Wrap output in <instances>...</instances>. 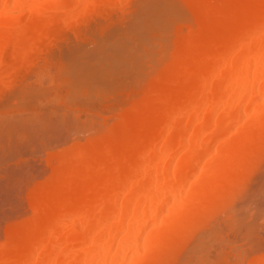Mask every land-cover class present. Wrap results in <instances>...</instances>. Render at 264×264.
<instances>
[{
    "label": "bare ground",
    "instance_id": "bare-ground-1",
    "mask_svg": "<svg viewBox=\"0 0 264 264\" xmlns=\"http://www.w3.org/2000/svg\"><path fill=\"white\" fill-rule=\"evenodd\" d=\"M119 9L118 26L111 18L109 26L94 29L89 21L87 29L88 19H106ZM60 39L61 64L54 65L60 66L57 89L66 93L59 92V100L108 107L111 97H120L109 122L97 126L91 117L93 122L73 123L64 110L58 124L52 122L58 107L51 108L53 117L41 111L56 86L44 80L48 73L55 79L58 68L47 52ZM18 78L35 80L18 85ZM4 86L17 88L10 89V102L25 100L15 108L22 112L32 102L29 109L40 110L25 109L33 114L26 111L24 120L14 105L0 108V114L9 112L8 118L3 114L7 122L0 116V164L42 150L47 171L26 182L31 171L21 178L19 168L18 176H8L16 181L4 183L7 191L25 185L22 179L28 183L19 186L27 201L20 207L27 211L0 227V264H161L169 254L162 264L168 263L184 247L193 216L208 210L204 200L240 175L236 163L263 139L264 0H0ZM53 94L48 104L55 102ZM250 113L260 119L248 120ZM19 132L27 143H16ZM74 134L79 138L68 140ZM256 247L248 264H264V249ZM190 258L182 263L193 264Z\"/></svg>",
    "mask_w": 264,
    "mask_h": 264
},
{
    "label": "rangeland",
    "instance_id": "rangeland-1",
    "mask_svg": "<svg viewBox=\"0 0 264 264\" xmlns=\"http://www.w3.org/2000/svg\"><path fill=\"white\" fill-rule=\"evenodd\" d=\"M128 8H126V9H123V11L124 10H126V11H124V12H126V13H124L123 11V15L125 16L124 17V19L130 14V12L128 13V10H127ZM132 9V8H131ZM130 8H129V10H131ZM116 12V13H115ZM116 14V15H115ZM120 14V15H119ZM121 12H120V9H119V12L117 11V10H115V11H113V13H112V15H110L108 18H106V19H104V18H102V17H98V18H93V19H88V22L86 23V26H87V29H88V27H89V21H93V23H91V24H93V25H95L94 26V29L95 28H100V27H105V24L107 23V20H109V19H113V21L115 20L116 22L117 21H119V20H123V17L121 16ZM113 15H114V17H113ZM118 16H121V17H118ZM116 18V19H115ZM119 18H121V19H119ZM96 19H97V21L98 22H94V21H96ZM105 21V23L104 22H102V21ZM113 22V25H114V23H115V25L116 26H118V22L116 23V22ZM108 22H110V20L108 21ZM112 22V21H111ZM110 22V23H111ZM85 23V22H84ZM89 23V24H88ZM102 23H104V24H102ZM109 23V24H110ZM120 23H122V21L120 22ZM123 23H125V22H123ZM122 23V24H123ZM88 24V25H87ZM108 24V23H107ZM107 24H106V26H107ZM109 24H108V26H109ZM112 24V23H111ZM110 24V25H111ZM84 25L85 24H82L81 26H82V28L84 27ZM123 25H125V24H123ZM86 26H85V28H86ZM91 27H93V26H91ZM90 27V28H91ZM81 28V29H82ZM84 28V29H85ZM69 33V32H68ZM68 33H66V35L68 34ZM70 33H72V32H70ZM73 34V33H72ZM71 39H75V37L73 36V35H68ZM73 37V38H72ZM61 40V41H60ZM59 41H55V40H53V41H55L56 42V44H53L54 42L52 41V44L53 45H51L50 47H53V48H49L48 49V52H49V50H51L50 51V53H48L47 52V56L48 57H50V59H52L53 60V62L51 61L49 64L50 65H53V67H58V66H55V65H58V62L61 64V61L60 60H58V58H60V56H59V53H58V48H57V46L60 44V43H62L63 41V39H60ZM59 47V46H58ZM54 49V50H53ZM55 54H54V53ZM57 54V55H56ZM43 55V56H42ZM41 56V61H43L44 60V54H42ZM52 55V56H51ZM55 55V56H54ZM45 56H46V54H45ZM46 56V57H47ZM54 56V57H53ZM58 56V57H57ZM56 57V58H55ZM37 59H39V57L37 58ZM39 59V60H40ZM43 59V60H42ZM50 59H49V61H50ZM39 60H37L38 61V63H41ZM55 61V62H54ZM56 61H58V62H56ZM55 64V65H54ZM49 65V69L51 68H53L52 66H50ZM60 67V66H59ZM54 68L53 70L54 71H56V72H52V76H54V75H56L55 76V79H53V77L51 78V74L50 73H48V75H47V77L49 76L50 78H49V80H48V78L46 77L45 78V80H44V82L46 81V82H48V81H50V79H51V82H48V83H50V84H53V85H50V86H54V85H56V86H54L53 88L54 89H47L48 91H50L52 94H53V96L55 95L57 98H58V96H57V94H60V93H62L63 94V90H61L60 88L59 89H57L58 88V85H59V82H58V79L56 78L57 76H58V69H60V68ZM50 72V71H49ZM25 77V76H24ZM30 77V76H29ZM26 78L28 79V80H30L31 78H28V76L27 77H25L24 79L26 80ZM24 79L22 80L21 79V81L22 82H27V81H24ZM33 80H35L34 78H32ZM47 79V80H46ZM17 80H19V78L18 79H16L15 81H14V83L17 81ZM33 80H32V82H33ZM52 80H53V82H52ZM20 80L19 81H17V83L18 82H21ZM31 81H30V84L28 83V84H25V83H23V84H25V85H32L33 83H32ZM46 82H45V85H46ZM57 82H58V85H57ZM32 83V84H31ZM22 83H20V85L22 86L23 85ZM44 84V83H43ZM17 85V84H16ZM18 85H19V83H18ZM18 85L16 86V87H18ZM11 86H13L12 84H11ZM15 86V85H14ZM24 86V85H23ZM22 86V87H23ZM5 88L3 89V88H1V90L3 89V91H1L0 92V102H1V107L0 108H2L4 105H5V107H6V105L7 106H9V105H14V106H12V109H14L16 106V104L18 103V104H20V105H18V108H19V106H21L20 108H22V105L23 104H21V102H24V104H26L25 103V100L24 101H21L20 102V100H22L21 98H20V100L19 101H17V100H15L14 101V98L15 99H17V97L15 96L14 98H13V95L15 94H13L12 95V101L10 102V100H8V99H11V97L10 98H8L7 96H9V95H11V93H12V91L11 90H15V88L16 87H14V88H8L7 89V87H9V86H4ZM26 87V86H25ZM47 87V86H46ZM19 88H21V87H19ZM19 88H18V90H19ZM50 88V87H49ZM55 88L57 89V90H55ZM11 89V90H10ZM17 89V88H16ZM17 90V91H18ZM52 90H55V92H53ZM59 90V91H58ZM62 91V92H61ZM15 92H16V90H15ZM60 92V93H59ZM4 93L6 94V95H4ZM49 94V98L50 97H52V94ZM64 93H66V91L64 90ZM17 94V93H16ZM15 94V95H16ZM61 94V96H60V98L63 96ZM51 95V96H50ZM67 95V94H66ZM66 95H64V97L66 96ZM4 96H6V97H4ZM4 97V98H3ZM45 98V101H46V103L44 104V102L42 103V101L44 100L43 98H40V100L39 99H35L36 101H37V103L39 104V102L41 101V106L43 105V106H45L46 104H47V106H45V107H47V109L46 108H44L43 106L41 107V111L43 112V113H45V114H48V112L50 111V110H52L53 109V107H58V108H56V109H54L55 111L54 112H52V113H54L56 116H57V119H56V116L54 115V114H52L51 113V111L49 112V113H51L50 114V116H52L53 117V115H54V119L55 120H49V118L50 117H47V118H44L46 121H52V122H54V123H56V121H58V124H60V122H61V120L59 119L60 118V116L61 115H64L63 113L65 112V111H67L68 112V114H67V112L65 113V115H66V120H68L69 118H71L70 119V121L72 122L73 120H75V119H77V122H81V123H83V122H93L94 121V124L96 123V125L97 126H99L97 123L99 122V124H100V122L102 123V122H105V123H107V122H109V120L108 121H105V120H107L108 118L109 119H111L110 117H111V112H113V110L112 109H114L113 107L114 106H116V103L118 102L117 100L118 99H120V97H118V98H116L115 100L114 99H112V98H115V97H111L109 100L111 101V102H114V104L115 105H111L110 103L111 102H109L108 104H109V108L110 109H108V107L106 106V107H104L102 104H101V106H103V107H101L100 106V104H97V103H92V107H91V105L89 104V103H83L82 102V106H84V108L83 107H81V103L79 102V101H77V104L75 103V102H73V104L75 105V106H70V105H68V101L70 100H66L67 102H64V98L63 99H60L59 100V98H58V100L60 101H58L57 100V98L55 97H53L54 99H56L55 100V102H53L52 100V105L51 104H48V101L50 102V100H48L49 98ZM68 97V96H67ZM66 97V98H67ZM65 98V99H66ZM51 99V98H50ZM39 100V101H38ZM62 100H63V102L65 103H63L62 102ZM108 100V101H109ZM113 100V101H112ZM35 101V102H36ZM56 101L57 102H59V104H56L55 106H54V104L56 103ZM71 101H74V100H70L69 102H70V104H72L71 103ZM107 101V102H108ZM115 101H116V103H115ZM2 102H4V103H2ZM20 102V103H19ZM26 102H29V101H27L26 100ZM34 102V100H33V103L34 104H37V103H35ZM106 102V103H107ZM32 103V102H31ZM31 103H29L28 105H31ZM3 104V105H2ZM34 104H32L33 106H35ZM89 104V105H88ZM96 104H97V106H98V110H97V106H96ZM107 104V105H108ZM113 104V103H112ZM26 106L27 108H25V109H29V106ZM40 105V104H39ZM49 105H51L50 107H49ZM61 105V106H60ZM25 106V105H24ZM23 106V107H24ZM37 106V105H36ZM60 106V107H59ZM66 106H68V107H66ZM100 106V107H99ZM112 108H111V107ZM4 107V110H5V112H6V108ZM11 107V106H10ZM14 107V108H13ZM30 107H32V106H30ZM64 107V108H63ZM94 107H96V110H94L93 112H91V110H93L94 109ZM18 108H15V111L18 109ZM33 109H36V108H38L37 110L39 111L40 109V106H38V107H36V108H34V107H32ZM43 108V109H42ZM50 108V109H49ZM52 108V109H51ZM61 108V109H60ZM11 109V108H10ZM9 109V110H10ZM24 109V110H25ZM33 109H31L32 111H33V113H35L36 111L35 110H33ZM60 111H59V110ZM4 110H1V112H3ZM8 109H7V111H9ZM21 109H18V111L17 112H19L20 113V115H22L23 113V115H25L26 114V111H24V110H22V112L20 111ZM30 110V109H29ZM29 111V112H32V111ZM47 110V111H46ZM65 110V111H64ZM12 111H14V110H12ZM12 111H10L11 113H12ZM14 111V112H15ZM37 111V118L36 119H38L39 118V113L41 112H38ZM64 111V112H63ZM17 112L15 113V114H17ZM72 112H74V113H72ZM89 112V113H88ZM94 113L95 112V114H93V115H91V113ZM8 113L9 112H7L6 113V115L4 114V113H2V114H0V116H3V114H4V116H7L8 115ZM19 113L16 115V116H18L19 115ZM33 113H28V111H27V114H29V115H32ZM43 113H41V114H43ZM71 113V114H70ZM12 114H14V113H12ZM14 114V115H15ZM27 114L25 115V117H22L24 120L26 119V118H28V117H30V116H27ZM113 114V113H112ZM12 118H14V120H15V118H19V116L18 117H16V116H14V115H11V114H9ZM59 115V116H58ZM64 115V116H65ZM3 116V117H4ZM27 116V117H26ZM48 116V115H47ZM67 116H69V117H67ZM72 116H74V117H76V118H74V117H72ZM34 116H32L31 117V119H34L33 118ZM36 117V116H35ZM46 117V116H45ZM51 117V118H52ZM93 118L92 120L90 119V118ZM0 118H2V117H0ZM6 118H8V116L6 117ZM22 118H20L21 120H23ZM42 117H40L39 118V121H40V119H41ZM63 118H65V117H61V119H63ZM74 118V119H73ZM3 119V118H2ZM10 119V118H9ZM78 119H80L79 121H78ZM85 119V120H84ZM255 119H260L259 117L257 118V116L255 115V113H250V115L248 116V120H255ZM20 120V121H21ZM29 121H31L32 122V120H30V119H28ZM27 120V121H28ZM35 120V119H34ZM59 120H60V122H59ZM83 120V121H82ZM3 121H6V119H5V117H4V119H3ZM8 121V120H7ZM6 121V122H7ZM36 121V120H35ZM38 121V120H37ZM14 121L12 120V123H13ZM85 122V123H86ZM0 123H2L1 121H0ZM15 123V122H14ZM35 123V122H34ZM73 123H75L74 121H73ZM2 124H5V123H2ZM6 124H8V123H6ZM37 124V123H36ZM95 125V126H96ZM96 126V128H98ZM73 131H75V130H73ZM77 132V131H76ZM81 132H85V131H81ZM81 132H78V134L79 133H81ZM70 133H72V131H70L68 134H70ZM74 133V132H73ZM78 134H74V135H70L68 138V140H70L71 138H73V136H75V135H78ZM82 135V134H81ZM81 135H80V137H81ZM84 136L86 135V133H84L83 134ZM262 135H264V133L262 134ZM18 138H17V141H16V143H18V144H22L23 142H21V140H20V142H19V139H22V141L24 140H26L23 144H25V143H27L28 142V137H25V135H23V134H21L20 132L16 135ZM15 136V137H16ZM84 136H83V138H84ZM76 138H79V136H75V138L74 139H72V140H75ZM82 138V139H83ZM71 140V141H72ZM43 142H45V141H43ZM53 143H57V142H52V144ZM22 144V145H23ZM50 144L51 143H49V147H51V148H55V150L57 149V147H55L56 145H51L50 146ZM46 145H48V144H46ZM260 146L257 148V149H255V150H252V152L250 153V154H248V152H247V156L245 157V158H243L242 160H239L237 163H236V170L240 173V175L236 178V179H233V180H228V181H226L225 182V184H224V187L222 188V192L219 194V195H216V196H212V197H208L206 200H204V202L206 203V205L209 207L208 208V210H206L205 212H199L197 215L195 214L194 216H193V219H192V223H193V227L183 236V239H181V236L180 237H178L179 238V240L181 239V242L183 241L184 242V247L182 246V249H175V247H174V251H176L177 252V255H175V254H173V255H175L174 257L177 259V257L180 259H173V257H172V260H169V261H175V262H172V263H175V264H185V263H188V260L189 259H191L190 257H192V261H190V262H192L193 264H198V262H199V264H248V261H249V259L251 258V256L254 254V253H252L251 254V252H250V249H252L253 248V246L255 245V247L258 245V249L259 250H261V247L260 246H262V249H264V207H262L261 208V206H264V196H262V193H264V136H263V139H262V141L260 142V144H259ZM59 148H60V146H58ZM58 148V149H59ZM30 149H27V151H29ZM33 150V149H32ZM32 150H31V152H32ZM27 151H26V153H27ZM34 151V150H33ZM39 152V151H38ZM36 153H37V151H36ZM35 152L34 153H29L28 152V154H31L32 155V157L30 156V155H28L29 156V158L31 159L32 158V161L29 159V161H31L30 163H29V161L28 162H26L27 160H28V158H26V160L24 159L26 156H24V158L22 159V161H20V162H16V161H18V160H16V159H12V160H8L9 162V166H6L8 163H7V161L6 162H4V163H1L0 165V169L2 168V164H4V166L6 167V171H5V167L3 168L4 169V171L6 172V173H9V171L11 172L9 175H6L5 177H4V171L2 170V171H0V172H2L1 173V176H0V180L1 179H3V180H1L0 181V183H2V184H0L2 187H0V215L1 214H3V217H0L1 219H0V227H1V229H2V231H3V228H4V223H7V222H9V221H12V220H14L15 218H18L20 215H22V214H20L21 213V211H27L26 209L25 210H23L24 208L23 207H27V201H25V199H23L24 200V202H23V200L21 199V197L20 196H22L23 194H24V192L23 191H25V190H23V188H22V190L20 189V187H23V186H25L26 185V187H25V189L27 188V184H26V182H28V181H32V179L34 178V180L36 179V178H38L37 176H39V174L40 173H44V172H46L47 171V163H46V161H45V153L41 150L39 153L40 154H42L43 153V155H41L40 156V154H39V156L36 154ZM34 154H36L37 156H38V158L40 157V159H41V161L39 162V160L40 159H37V156H33ZM36 157V158H35ZM42 157V158H41ZM44 157V158H43ZM38 160V162L37 163H35V162H33V161H36V160ZM25 160V162H23ZM15 163V164H14ZM33 163H35L36 165H34ZM14 164V165H13ZM15 165L18 167V169L15 167ZM9 168H10V170H9ZM19 168H21L20 169V171H18L17 172V170H19ZM23 169V170H22ZM42 169H45V170H42ZM9 170V171H8ZM14 170H15V172H14ZM22 171H24L25 173H26V171L28 172V171H31V173H30V175L32 174V176H30L31 177V179H29V177H27L26 175H25V173L24 172H22ZM36 171V172H35ZM12 172L13 173H18V175L20 174V172H22L23 173V177H21V178H24V176H26L27 177V181L25 182V180L24 179H22V182H19L20 184L21 183H24L25 185H23L22 186V184L21 185H19V184H17V185H19L18 186V188H16L15 186H17L16 184H14L13 186L16 188V190H13V191H10L9 189H10V187L7 185V184H10V185H12L13 183L12 182H15L14 180H10L9 179V177H12ZM33 172V173H32ZM17 173H16V176H18L17 175ZM21 173V174H22ZM11 175V176H10ZM35 177H34V176ZM9 176V177H8ZM15 176V175H14ZM14 176H13V179H14ZM21 176V175H20ZM8 177V178H7ZM5 178V179H4ZM18 179H19V177H17ZM12 179V178H11ZM15 179H16V177H15ZM17 179V180H18ZM5 180V181H4ZM11 182V183H8V182ZM4 183H7L6 185H4ZM17 183V182H16ZM29 184H30V182H29ZM5 186V187H4ZM11 187V188H13L14 189V187ZM6 187H9V189H8V191L6 190L7 188ZM17 189L18 190H21L22 191V193L20 192V191H18V192H20V194H18V192H17ZM11 193H10V192ZM17 192V193H16ZM3 193V194H2ZM14 193V194H13ZM264 195V194H263ZM17 196V197H16ZM262 196V197H261ZM2 197V198H1ZM18 197H20V199L22 200V204H21V201L18 199ZM24 197V196H23ZM22 197V198H23ZM4 198V199H3ZM16 198L18 199V200H16ZM263 198V199H262ZM4 201V203H3V201ZM259 200V201H258ZM261 200V201H260ZM6 201H8V202H6ZM5 202L6 203H8V204H5ZM12 202V203H11ZM258 202V203H257ZM262 202V203H261ZM260 204V205H259ZM5 205H7V206H5ZM9 205H12V206H9ZM21 205H23L22 206V210H21ZM258 206H260L259 208H261V211H260V209L258 208ZM2 211H4V212H2ZM24 212H22L23 214H24ZM5 214V215H4ZM238 220H241V222H240V224L242 223V225H237L238 223H239V221ZM238 222V223H237ZM255 224L256 223V227L254 226H252L251 227V225H253V224ZM258 223V224H257ZM245 224V225H244ZM236 225V226H235ZM239 226V227H238ZM245 226V227H244ZM237 229H236V228ZM249 229H248V228ZM253 228V229H251V228ZM257 228H259V229H257ZM0 229V230H1ZM249 231H251L250 233H247V232H249ZM254 229H256L255 231H254ZM1 231V232H2ZM257 231L259 232V235H258V233H257ZM253 232V233H252ZM254 232H255V235H257V237L254 235ZM251 233H252V235H251ZM248 236V237H247ZM251 236V237H250ZM260 236V238H262V239H257L258 237ZM250 237V238H249ZM178 238H176V239H178ZM257 241V242H256ZM178 242V241H177ZM176 242V243H177ZM254 242V243H253ZM261 242V243H260ZM183 243H180V245H182ZM253 244V245H252ZM257 244V245H256ZM179 245V243H178V247L180 246ZM178 247H176V248H178ZM181 247V246H180ZM251 247V248H250ZM256 249H257V247H256ZM257 249V250H258ZM258 250V251H259ZM172 252H173V250H172ZM252 252H256L255 250H253ZM170 254H171V252H170ZM169 255V254H168ZM167 255V256H168ZM172 255V254H171ZM249 255H251L249 258H248V256ZM166 256V257H167ZM165 257V259H167ZM248 258V259H247ZM164 259V260H165ZM186 259V260H185ZM196 259H197V261H196ZM200 259V260H199ZM164 260H162V262H161V264L163 263V261ZM185 260V263H182L183 261ZM193 260H195V261H193ZM166 261V260H165ZM169 261H168V263L167 262H165L164 264H172V263H169ZM180 263H179V262ZM191 264V263H190Z\"/></svg>",
    "mask_w": 264,
    "mask_h": 264
}]
</instances>
